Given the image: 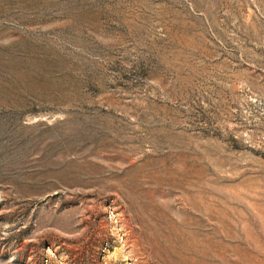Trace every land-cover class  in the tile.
I'll return each mask as SVG.
<instances>
[{
  "label": "rangeland",
  "instance_id": "1",
  "mask_svg": "<svg viewBox=\"0 0 264 264\" xmlns=\"http://www.w3.org/2000/svg\"><path fill=\"white\" fill-rule=\"evenodd\" d=\"M0 264H264V0H0Z\"/></svg>",
  "mask_w": 264,
  "mask_h": 264
}]
</instances>
